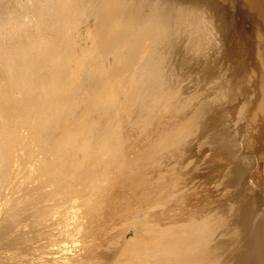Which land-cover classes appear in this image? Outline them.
<instances>
[{
	"label": "bare ground",
	"instance_id": "obj_1",
	"mask_svg": "<svg viewBox=\"0 0 264 264\" xmlns=\"http://www.w3.org/2000/svg\"><path fill=\"white\" fill-rule=\"evenodd\" d=\"M0 264H264V0H0Z\"/></svg>",
	"mask_w": 264,
	"mask_h": 264
}]
</instances>
